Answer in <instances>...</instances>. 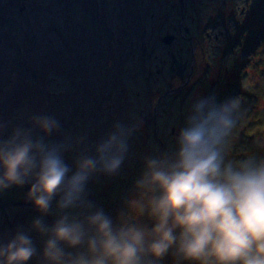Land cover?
<instances>
[{
	"label": "rangeland",
	"instance_id": "rangeland-1",
	"mask_svg": "<svg viewBox=\"0 0 264 264\" xmlns=\"http://www.w3.org/2000/svg\"><path fill=\"white\" fill-rule=\"evenodd\" d=\"M164 1L0 0V146L28 140L54 148L62 156L69 177L76 173L80 161H97L70 204L76 208L82 204L81 209L85 203L89 209H81V214L70 205L60 207L66 194L63 190L53 198L49 211L41 213L29 198L34 177L23 185L0 186V251L25 235L34 249L27 264H49L43 255L48 236L37 231L34 222L41 220L52 226L66 216L69 222L81 223L86 232L80 246L60 245L66 264L77 256L87 257V240L94 234L87 221L97 212L109 218L114 228L136 227L149 234L148 242L152 240L150 233L156 223L152 202L162 190L151 183V173L166 171L169 163L177 162L180 139L170 135L171 128L182 132L181 126L189 127L186 120L190 119L184 111L189 107L180 102L172 106L168 97L161 109L160 102L156 109L152 106L151 92L159 89L158 80L168 84L171 77L167 64L162 71L169 81H164L161 70L159 77L149 81L151 64H160L154 66L159 71L162 62L170 60L169 51L165 54L161 48V38L168 31L179 34L175 29L182 24L179 16L166 17L171 9ZM189 2L192 4L186 5L182 27L193 31L192 38L201 48L195 60L202 65H223L226 54L228 65L251 62L243 83L249 94L255 97L260 93L262 99L260 107L239 118L238 125L235 119L243 111L245 100L238 89L234 90L239 96L234 99L238 116L233 128H220L215 150L221 152V161L228 157L227 166L235 169L258 154L254 165L264 164V0ZM106 29H111L113 39ZM189 48L192 45L181 40L170 47L178 53ZM144 49L148 55L155 52L150 61L145 59L148 55ZM183 57L191 60V50ZM257 62L261 63L258 68ZM44 119L54 125L50 132L41 128ZM154 127L166 133L167 143L160 153L152 134ZM113 135L123 150L113 147L107 153L109 158H120L121 154L119 167L108 172L99 162L97 149ZM239 137L259 150L250 152L246 143L239 144ZM153 164L155 167H150ZM177 233L179 229L174 230ZM141 258L150 260H141L142 264H199L184 261L177 244L164 257L144 252ZM4 259L0 257V264Z\"/></svg>",
	"mask_w": 264,
	"mask_h": 264
},
{
	"label": "clouds",
	"instance_id": "clouds-1",
	"mask_svg": "<svg viewBox=\"0 0 264 264\" xmlns=\"http://www.w3.org/2000/svg\"><path fill=\"white\" fill-rule=\"evenodd\" d=\"M40 124L45 132L54 127L46 119ZM229 124L224 115L199 121L193 117L191 126L181 132L177 162L168 171L151 173V183L159 185L162 195L152 202L156 223L150 242L144 230L116 229L109 218L97 212L87 221L94 230L87 240V257L77 256L67 264H142V253L159 258L177 243L184 259L199 264H264V164H245L240 169L222 166L214 146L220 128ZM113 147L123 150L115 135L97 149L99 162L108 172L121 162L118 156H107ZM96 163L91 158L80 161L76 173L69 177L56 149L28 140L8 142L0 146V186L23 185L34 177L29 198L46 214L62 187L66 194L60 207L72 203ZM33 227L48 236L43 255L49 264H66L61 244L76 248L85 242L83 225L69 222L66 216L52 226L36 220ZM175 229L180 230L178 240ZM33 254L31 240L25 235L0 251L4 264H27Z\"/></svg>",
	"mask_w": 264,
	"mask_h": 264
},
{
	"label": "flooded vegetation",
	"instance_id": "flooded-vegetation-1",
	"mask_svg": "<svg viewBox=\"0 0 264 264\" xmlns=\"http://www.w3.org/2000/svg\"><path fill=\"white\" fill-rule=\"evenodd\" d=\"M164 2L169 7V9H171L170 12L166 13L169 14L166 15V17L170 18L172 15L179 16V19L182 24H181V28L175 29L176 32L179 31V34L174 35V33L168 31L167 35L161 38V42L164 44V47L161 48H164L166 50L165 54L169 51L170 60L163 61L162 62L163 66L159 69V71L155 69L154 66L158 68L160 67V64L157 65L154 63L151 64L152 71L148 75L149 81L152 82L153 77L155 75L159 77L160 70L162 72V77L164 81H169L167 80V77H165L162 71V68L163 67L166 68L167 64L169 65L168 70H169V75L171 77V80L168 84H164L161 81V79H159L158 80L159 89L156 90L157 92L154 89L152 90L151 95H152L153 110L156 109V107L158 106L161 109L162 105L165 103L166 98L168 97L167 99L168 103L172 106H176L178 102H180L185 108L189 107L184 110L185 115L190 116V119L186 120V122L189 124V127L192 124L193 117H196L197 121H199V120H203L208 116H213L218 119L219 116L224 115L230 121V124L226 127L227 129H229V128H233L234 119L238 116V114L235 113L234 111L235 109L234 99L236 96H238L234 94V90L238 89L243 94L245 100V105H243V109H242L243 111L239 115L238 119H235L239 121L237 123H239L238 125H240L241 121L239 118L243 117L244 114L248 116L249 112H251L254 107H256L257 105L260 107L262 103L261 95L257 96V98L251 97V95L254 94H249L248 90L245 89V85L243 83L245 81V76L247 73V67H248L247 64L251 65V62L246 63L245 61L242 62L239 61L240 64L233 62L234 64L230 63V65H228L225 64L227 55L224 54L225 57L222 60L223 65H219V64L213 65L212 63H208V65L199 64L194 57L201 48L199 45L196 44V41H194L195 39L192 38L193 31L186 27H182L184 26L183 23L185 22V18H186V5L189 6V3L191 2H189V0L188 2L187 0H166ZM187 13L189 16L188 8H187ZM106 33L110 39L114 38L111 29H106ZM168 36L172 37V41L169 44H167L164 41V39ZM180 36L183 39H181ZM179 40L186 42L187 45L188 44L192 45V48H189L187 50H182L179 53L176 52L175 49H170V47L173 46V44L178 42ZM190 50L192 54V59L196 61L195 63L191 62L192 59L188 60V58L184 59L183 57V55L189 53ZM143 52L145 53V56H147L148 55L147 52L149 51L146 52V49H144ZM154 53L155 52L152 50V53L148 55L145 59L150 61ZM256 65L258 64L256 63ZM229 90L231 93L229 92ZM237 98H239V96ZM158 102H160L159 105ZM248 108H250L249 111L247 110ZM153 115H155L154 111H153ZM154 126H156V124ZM181 127H182V131L188 128L187 126H181ZM171 129L172 131L170 135L173 136V138L175 139H180L181 132L175 127H172ZM239 133L242 135L241 131ZM152 134L154 135L155 141L159 145L160 149L158 150L160 153L162 150L161 148L165 149V145L167 143V140L164 139L166 138V133L161 131L159 127H154L152 130ZM143 139L144 138L142 137V141ZM238 141L240 142L239 144L246 143L247 146H250L249 148L250 152L252 150H259L257 146H253L250 141H249L250 143H247L244 137H239ZM260 150L262 149L260 148ZM217 152L219 154L221 153L220 151ZM120 161H121V154H120ZM257 161L258 159L253 163L249 162L248 164L254 165L255 162ZM228 163H229L228 157H225V161L224 162L222 161L223 166H227ZM169 164L171 166L166 171L170 170L172 165L175 164V162ZM74 202L75 201H73V203ZM80 205L81 204H79V206ZM70 206L72 208H75L74 211H76L77 214H81L80 213L81 209L85 210V206H81V209L79 206H77L79 209L76 208L74 204ZM174 235L178 239L180 234L177 233ZM170 259L171 258L169 257L168 260ZM141 260L144 261L146 260L148 261V263L150 262V260H148L147 258H143V259L141 258ZM155 263L162 264L160 261H156Z\"/></svg>",
	"mask_w": 264,
	"mask_h": 264
},
{
	"label": "trees",
	"instance_id": "trees-1",
	"mask_svg": "<svg viewBox=\"0 0 264 264\" xmlns=\"http://www.w3.org/2000/svg\"><path fill=\"white\" fill-rule=\"evenodd\" d=\"M252 49H253V48H252ZM255 52H256V51H255ZM245 62L247 63V62H249V61H245ZM257 64H258V65H256V67H257V68L261 66V63H260V62H257ZM259 86H260V85H259V83H258L257 87H259ZM256 91H258V92H259V90H256ZM259 95H260V93H258V95H257V96H259ZM257 96H255V97L257 98ZM251 97H253V95H251ZM255 97H254V98H255ZM16 190H17V188H16ZM61 190H63V191H65V192H66V190H65V189H63V187H62V189H61ZM75 198H76V197H75ZM81 205H82V204H81ZM83 206H85V208H87V210L89 209V208H88V206H87L85 203L83 204ZM56 207H58V206H56Z\"/></svg>",
	"mask_w": 264,
	"mask_h": 264
},
{
	"label": "water",
	"instance_id": "water-1",
	"mask_svg": "<svg viewBox=\"0 0 264 264\" xmlns=\"http://www.w3.org/2000/svg\"><path fill=\"white\" fill-rule=\"evenodd\" d=\"M164 41L167 43V44H169V43H171V41H172V37H166L165 39H164ZM30 42H33L34 43V41H30ZM257 159V157H255L253 160H252V162L251 163H253L255 160Z\"/></svg>",
	"mask_w": 264,
	"mask_h": 264
},
{
	"label": "bare ground",
	"instance_id": "bare-ground-1",
	"mask_svg": "<svg viewBox=\"0 0 264 264\" xmlns=\"http://www.w3.org/2000/svg\"><path fill=\"white\" fill-rule=\"evenodd\" d=\"M71 209H73V210H74L75 208H71ZM70 211H71V210H70Z\"/></svg>",
	"mask_w": 264,
	"mask_h": 264
}]
</instances>
